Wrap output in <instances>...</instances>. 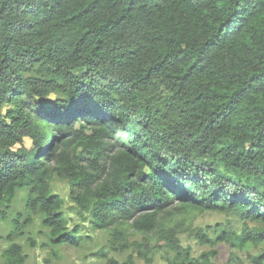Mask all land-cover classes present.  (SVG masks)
Here are the masks:
<instances>
[{
    "label": "trees",
    "instance_id": "obj_1",
    "mask_svg": "<svg viewBox=\"0 0 264 264\" xmlns=\"http://www.w3.org/2000/svg\"><path fill=\"white\" fill-rule=\"evenodd\" d=\"M54 174L113 250L134 232L146 264L150 247L165 264H264L235 252L264 240V0H0V219L25 189V222L76 246ZM208 211L243 226L193 225ZM21 214L2 264L25 262ZM183 232L210 248L192 255Z\"/></svg>",
    "mask_w": 264,
    "mask_h": 264
},
{
    "label": "rangeland",
    "instance_id": "obj_2",
    "mask_svg": "<svg viewBox=\"0 0 264 264\" xmlns=\"http://www.w3.org/2000/svg\"><path fill=\"white\" fill-rule=\"evenodd\" d=\"M49 97L54 98L55 96L51 94ZM24 145L28 147L30 140L25 139ZM49 186L51 193L59 195L61 199V211L66 218L68 228L78 227V233L82 237L80 243L76 246L51 243L48 229L42 226L41 215L38 213L32 214L31 219L25 222L24 198L26 190H18L12 200L10 209L7 211L6 219H0V264H2V251L11 243L9 239H6V235L11 229V220L17 212H22L19 216L22 229L18 235L12 237V241L21 246L22 253L25 255L24 264H122L128 260L129 255H132L131 264H146L145 260L139 258L130 245L131 241L141 240L142 235L132 232L129 235L128 245L125 249H111L110 244H108L107 232L94 229L89 223L88 214L82 212L69 197V184L67 181L54 174ZM192 223L201 228L222 225L238 231L243 226L241 219L237 216L220 211H208L194 215ZM245 224L249 227L257 226L250 221L244 222ZM180 237L183 246L191 247L190 252L192 255H198L210 248L208 244H200L197 239L189 236L188 232L181 233ZM150 239L154 241L156 235H151ZM216 247L218 254L215 260L222 263L228 257L229 247L224 243L218 244ZM99 249H101L102 255L96 254ZM261 249H264V240L257 245L248 243L240 250H235V252L244 256L245 252H257ZM147 252L152 255L150 264H165L161 252L154 251L152 247ZM110 259H113L114 262H110Z\"/></svg>",
    "mask_w": 264,
    "mask_h": 264
}]
</instances>
